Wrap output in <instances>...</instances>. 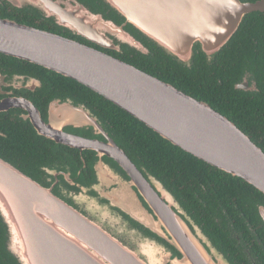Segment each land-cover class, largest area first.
<instances>
[{
    "label": "water",
    "instance_id": "obj_1",
    "mask_svg": "<svg viewBox=\"0 0 264 264\" xmlns=\"http://www.w3.org/2000/svg\"><path fill=\"white\" fill-rule=\"evenodd\" d=\"M6 1L103 49L118 50L123 44L149 57L146 44L126 30L130 25L186 66L198 51L212 60L248 13H264V0H101L123 19L119 25L78 0ZM116 35L122 41L118 46L113 42ZM0 53L81 83L171 144L264 194L262 149L227 117L170 83L84 42L1 17ZM15 100L19 99L0 101V111L10 107L34 111L30 119L38 135L95 151L99 198L117 194L119 199L109 206L118 207L162 239L138 241L135 227L116 226L89 215L0 158V221L7 250L18 264H231L171 191L132 161L85 105L64 102L61 107L54 100L48 120L43 121L30 102ZM65 127L90 132L91 137L65 132ZM104 158L114 162L116 169ZM117 170L125 180L116 175ZM95 212L108 215L109 210L101 207ZM258 212L264 222V206Z\"/></svg>",
    "mask_w": 264,
    "mask_h": 264
},
{
    "label": "trees",
    "instance_id": "obj_2",
    "mask_svg": "<svg viewBox=\"0 0 264 264\" xmlns=\"http://www.w3.org/2000/svg\"><path fill=\"white\" fill-rule=\"evenodd\" d=\"M242 1L253 2L255 0ZM82 2L93 10L102 12L108 19L118 23L123 21L101 0H82ZM0 17L66 37H75L88 43L83 38L70 34L39 14L30 10L18 9L6 1H2L0 4ZM127 27L136 36L135 38L146 44L151 54L149 57L143 56L127 47L123 54L113 53V56L149 75L170 83L182 92L206 100L212 108L230 117L241 131L264 151L263 130H256V132L247 129L245 122L240 119L241 117L233 113L238 108L256 105L263 107L264 98H243L232 89L230 84H228V89L220 86L217 81L221 76V68L217 64L218 57L215 61L210 62L204 58L201 51H198L190 66L182 65L142 37L130 25ZM252 37H255L258 43L264 44V13L258 11L248 13L227 46L240 42L254 43ZM227 46L225 49L229 51ZM257 63L261 69L260 72L264 71L263 62L259 60ZM9 66L20 72H29L40 76V78L43 77L45 86L42 91L46 92L47 96L69 95L83 103L105 125L129 158L142 165L146 171L171 191L190 218L231 264H251L250 258H246L240 251L241 245L237 246L235 239L230 236L231 226L235 227L238 235L243 234L247 239L245 240L250 246L248 248L251 254L256 251L264 261V254L260 252L261 248L254 238L252 241L250 240L253 236L246 226L251 227L264 243V222L258 212V207L264 206L262 192L242 178L232 176L211 166L171 144L128 112L69 77L26 60L0 53V69ZM235 69L236 67H234ZM220 78L223 80L222 76ZM219 89L220 91H234L230 102L219 104L215 101V93ZM198 92L201 97L197 95ZM230 107H234V109L228 111ZM1 118L0 115V127L2 128L0 130L6 136L0 135V157L23 173L37 179L38 167L47 164L50 154L46 145L47 139L38 136L29 124L7 121L6 123L10 124V127L3 128ZM41 140L42 145L40 146ZM0 264H18V261L7 250L6 232L1 221ZM258 264L260 263L258 262Z\"/></svg>",
    "mask_w": 264,
    "mask_h": 264
},
{
    "label": "flooded vegetation",
    "instance_id": "obj_3",
    "mask_svg": "<svg viewBox=\"0 0 264 264\" xmlns=\"http://www.w3.org/2000/svg\"><path fill=\"white\" fill-rule=\"evenodd\" d=\"M2 1H6V0H0V4H2ZM78 1L82 2V0H78ZM244 2H249V1H244ZM116 23L120 25L122 22L119 23L116 22ZM125 28L128 32L133 34L132 31H130L127 26ZM133 36L136 37L134 34ZM233 36L234 34L231 36V38ZM72 38L78 40L75 37ZM231 38L215 54L213 59L210 60V62L215 61V59L218 57L217 64L221 68V76L223 77V80L220 78L221 76L218 77L217 80L218 84L220 86H224L225 89L226 88L228 89L229 88L228 84H230L232 89L236 93H238L240 97L243 98H247V97L253 99L264 98V71L260 72L261 69L258 67V63H257L259 60H261L263 62L262 68L264 70V44L258 43L255 37H252L254 43L240 42L238 44L227 46V43L231 40ZM78 41H82V40H78ZM113 42L115 43L114 46H118V44H120L122 41L116 35L114 37ZM86 44L94 46L102 51H105L106 53L112 56L113 53L119 55L123 54L125 49H127L128 47L126 45L120 44L118 50H114L108 48L103 49L101 47L94 45L91 42H88ZM226 46L227 48H229V51L225 49ZM204 58L206 59L205 56ZM234 67H236L235 70ZM0 75H1L0 101L19 99L15 101L21 104L23 103L22 100H25L27 103L30 102L32 107L36 110V112L39 113L43 121L48 120V107L50 103L53 102L54 100H58L60 102L59 105L61 107H62L61 104L64 102H69V103L79 102L69 95L53 94L47 96L46 92L42 91L43 87L45 86L44 83L45 80L42 79L43 77L40 78V76H35L34 74H31L29 72H20L19 70L11 68L9 66L6 68H1ZM234 91L232 92L226 90L220 91L219 89V91L215 93V101H217L219 104L230 102L231 96H234ZM185 94L197 101H202L210 106L209 102H207L206 100L196 98L195 96H192L188 93ZM197 95L201 97L200 92H198ZM79 104H83V103L79 102ZM212 109L218 112L219 114L227 117L231 122H233L232 119L228 117L226 114L219 112L215 108ZM233 109L234 107H230L228 111H232ZM33 113L35 114L34 111L29 112V110L25 109L24 107H10L7 110L0 111V115L2 116L1 118L3 125L2 127L3 128L10 127V124L7 125L6 123L7 121H11L12 123L21 122V123L29 124L37 134L36 130L31 124V119H30L31 116H34ZM233 113L238 115V117H241L240 119L245 122L247 129L253 131L263 130L264 132V106L260 107V105H256L251 107L238 108V110H234ZM0 129L2 128L0 127ZM64 131L79 135L84 138L91 137L90 132L80 131L78 129H73L71 127H65ZM0 135L6 136V134L1 130H0ZM38 136H42V135H38ZM263 137H264V133H263ZM45 138L47 139L46 142L47 149L48 151H50V154L46 162L47 164H43L38 167L37 179L25 173L27 176L31 177L33 180L37 181L44 187H52V190L56 195H59L60 197L65 199L69 204L75 205L78 208L86 211L91 216L96 214L98 217L103 218L105 222L107 223L109 221L113 222L111 224L116 226L122 225L127 228H130L131 226L135 227L139 231V233H137L138 237L135 236L134 238H136L138 241H140L141 238L155 239L157 241H162L160 237L155 236L151 231L137 224L127 214L122 213L118 207L109 206L112 202H116L119 199V196L117 194L116 195L107 194L106 195L107 198H102V199L99 198L98 192L96 190L98 185L96 184V176H95L96 173L94 168L96 164L95 151L91 149L80 150L78 148L70 147L63 143H57L54 140L49 139L47 137ZM39 145L40 146L42 145V140L40 141ZM2 159L5 160L4 158ZM103 161H105V163H107L112 169H116L114 162H112L110 159L104 158ZM116 175L121 177L122 180H125L123 174H121L118 170L116 171ZM81 194L86 197L84 200L79 198ZM92 199L96 202V204L99 205L98 207L93 205ZM90 202L92 203V208L95 211L98 208L107 207L109 210L108 215L102 214L100 212H95L93 209L92 212L87 211V206L89 205ZM246 226L250 234L253 236L252 238H250V240L252 241L254 238L258 246L261 248L260 252L264 254V243L261 241V239L257 237V234L255 233L254 230H252L251 227H249L248 225ZM229 232H230V236L235 239L237 246L241 245L240 251L242 252V254L246 258H250L251 264H258V262L260 264H264V261L260 257L259 253L253 251L254 254H251L249 249L250 246L248 245L246 241L247 239L244 238L243 234L238 235L234 226L230 227ZM124 235L127 236V233L125 232Z\"/></svg>",
    "mask_w": 264,
    "mask_h": 264
}]
</instances>
